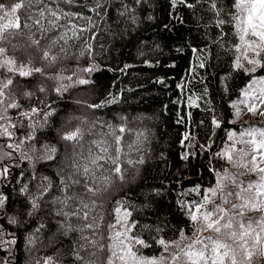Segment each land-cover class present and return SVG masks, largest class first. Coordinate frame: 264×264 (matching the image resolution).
<instances>
[{
    "label": "trees",
    "instance_id": "16d2710c",
    "mask_svg": "<svg viewBox=\"0 0 264 264\" xmlns=\"http://www.w3.org/2000/svg\"><path fill=\"white\" fill-rule=\"evenodd\" d=\"M3 2L11 5L13 0ZM96 2L52 0L50 4L51 7L58 5L66 12L91 17V24L83 19L75 21L89 28L80 38H74L67 27L49 32L47 38L36 29L32 30L35 32L33 38L39 39L43 48H47L58 34L67 32L65 40H60L51 49L58 55L57 61L44 67V72L49 77L72 76V81L46 79L40 74L28 78L13 77L14 88L16 84L22 85L16 89V100L24 109L43 100L54 111L46 122L36 118L33 143L37 149L42 145L55 147V158L37 163L35 171L37 176H47L52 181L50 196H63L64 193L59 191V173L62 169L67 173L73 145L61 139L62 134L78 126L83 128V143L87 148L91 141L109 132L107 125L117 129L124 126L126 132L122 134L120 145L124 178L121 180L112 174L107 191H101L97 199L98 204L103 203V224L115 222L117 216L121 218L115 208L127 209L131 215L125 217V222H135L128 235L139 236L151 245L141 248L139 254L147 258L167 255L157 241L178 240L179 230H184L185 235L194 233L187 204L197 201L205 188L215 185L210 169L219 168L223 163L214 158V153L231 143L227 131L239 136L249 127L264 129V119H242L240 115L237 118L233 107L234 104L238 107L252 78L264 76V70L258 68L250 76L235 66L242 53V42L232 20V14L237 12L233 0H217L219 16L213 15L206 0H188L195 5L193 8L186 7L180 0L175 5L173 0H142L140 4H134L133 0H100L107 7L106 12L99 15L90 10ZM121 4H129L134 11L120 15ZM222 18L230 22L217 26V21ZM32 32L25 29L24 36L14 39L13 43L21 47L15 50L9 47L7 56L14 57L18 64L31 59L32 67H42L45 62L40 58L41 53L34 48L26 51L24 47ZM85 41L92 45L90 55L87 52L80 54L86 47ZM61 45L64 52L59 51ZM237 45L241 52L236 51ZM93 65L95 70L91 73L82 71ZM5 75L9 74L0 69V76ZM77 78L87 79L90 83L74 84ZM61 82L71 86L57 94L54 89ZM41 84L47 89L46 93L37 90ZM23 91L36 94L26 99L20 95ZM94 104L104 106L89 107ZM19 111H7V116L17 127L10 129L14 133L12 139L0 136V152L12 151L7 145L23 138L29 131V121L21 120ZM213 116L220 120V128L211 124ZM181 118L182 122L178 123ZM186 133L192 137L189 149L181 145ZM117 134L120 135L118 131ZM195 145L211 147L202 151ZM76 151L80 149L77 147ZM186 151L192 153L187 160L181 158ZM15 157H19L18 152ZM140 159L143 163H136ZM129 160L133 163L129 164ZM2 163L10 167L11 174L6 180L0 177V194L8 197L4 209L0 210V234L3 240H14L15 243L0 245V264H37L48 256L54 257L59 264H75L71 253L78 234L61 235L57 221L62 217L55 215L58 206L42 204L40 211L26 215L30 209L26 194L21 193L20 188L28 184L29 189L35 191L36 181L29 183L33 167L23 158L5 159ZM108 167L106 165L97 172V183L102 189L103 177L109 175ZM230 171L240 175L235 168ZM256 177V174L240 176L245 183ZM72 191L79 193L83 189L77 186ZM258 215L260 213L248 214L249 217ZM13 216L18 223L8 222ZM41 224L44 227L37 232ZM30 236L35 240L31 245ZM135 248L139 246H134L133 250ZM174 250L168 249L169 253ZM106 256L105 252L100 259L104 260ZM165 264H171V261ZM259 264H264V260Z\"/></svg>",
    "mask_w": 264,
    "mask_h": 264
},
{
    "label": "snow or ice",
    "instance_id": "6c2138e0",
    "mask_svg": "<svg viewBox=\"0 0 264 264\" xmlns=\"http://www.w3.org/2000/svg\"><path fill=\"white\" fill-rule=\"evenodd\" d=\"M67 2L71 3L72 0H67ZM141 2L142 0H133L134 4ZM176 2L177 0H173V5ZM180 2L188 8L195 7L194 4L188 3V0H180ZM51 3L52 0H13V3L8 5L0 0V69L6 70L9 74L0 76V110H2L0 111V136L12 139L14 133L10 129L17 127L7 116L8 109L20 110L18 116L21 120L29 121L27 134L7 145V148L12 151L0 152V177L6 180L11 174L10 167L2 163L5 159L23 158L33 167L29 183L36 181L35 191H31L28 184H23L20 188L21 193L26 194L25 199L28 201L30 209L26 215L32 216L40 211L42 204L57 205L55 215L62 217V220L57 221L60 225L61 235L78 234L73 241L71 253L75 264H117V261L119 264H129V262L131 264H165L166 261H171V264H259V261L264 260V129L249 127L241 131L239 136L233 131H227V139L231 143L226 145L222 151L214 153V158L223 163L219 168L210 169L215 177V185L210 186L203 193L202 200L195 201L192 208L188 210L193 229L201 235L187 244L182 243L183 240L188 239L184 230H179L180 239L178 240L166 242L163 239H158L157 242L167 255L147 258L139 254L141 248L151 247V245L139 236L128 235L135 227V222L128 224L117 216L115 222L103 224L104 213L101 210L103 203L98 204L97 199L101 191H107V184L110 183L112 174L121 180L124 178L120 146L123 139L122 134L126 132L124 126H119L117 129L112 125H107L109 132L102 133L101 138L91 141L87 148L83 143L85 135L83 128L78 126L74 130L62 134L61 139L73 145V152L70 163L67 165V173L63 169L59 173V191L64 195L50 196L53 188L52 181L47 176H37L35 165L42 161L53 160L56 149L50 145H42L40 149H37L33 142L36 139V118H42L46 122L54 114V111L51 109V105L43 100H38L36 106L24 109L23 105L16 100V89L22 85L16 84L14 88L13 77L18 75L21 78H28L34 74H40L46 79L72 81V76L49 77L44 72V67H50L57 61L58 55L53 54L51 49L60 40H65L67 32L62 35L58 34L47 48H43L40 40L33 38L35 32L32 30L36 29L47 38L49 32L67 27L74 38H80L89 31V28L78 25L75 21L83 19L87 24H91V17H84L80 13L66 12L58 5L51 7ZM206 3L210 5V11L214 16L221 15L217 0H206ZM233 6L237 9V12L232 14L237 35L240 41L246 45L244 51L251 48L254 54L251 58L245 56L247 63L254 67L250 69L244 67L240 63V57H237L235 66L237 70L242 69L251 76L258 68L264 70V56L261 55L264 53V0H233ZM106 7L100 0H97L90 10L99 15L106 12ZM34 8L35 11H33ZM121 9L120 15L134 11V8L129 4H121ZM21 16H23V20ZM130 18L134 19V17ZM62 20L65 23L62 24ZM226 22L230 21L219 19L217 26H223ZM25 29L32 32V35L27 36L25 50L34 48L40 52V58L45 62L42 67H32L31 59L18 64L14 57L7 56L9 47L13 50L21 47V45L14 44L13 40L24 36ZM92 38L94 37L89 39ZM85 45L86 47L81 50L80 54L84 55L87 52L90 55L92 45L87 41H85ZM59 51L64 52L63 45L60 46ZM236 51L241 52L239 45L236 46ZM94 70V65L82 69L87 73ZM88 83L90 81L83 78H77L74 81V84L77 85ZM257 83L264 84V77L253 79L244 90V94L249 95L253 85ZM70 86L61 82L58 83L54 91L57 94H62ZM178 87L183 86L178 85ZM37 90L40 93L47 92L42 84L37 86ZM35 94L32 91L20 93L26 99H30ZM189 101L191 103V98ZM257 101L264 105V87H261L255 96H252L251 102L242 100L240 103L246 106L247 111L256 114ZM112 102L115 100L113 99ZM103 106V104L89 105L91 108ZM193 106L198 105L193 104ZM233 107L236 108L234 115L238 118L240 109L235 104ZM260 114L264 115V111H261ZM182 119L177 122H182ZM229 123H234V121H229ZM211 124L216 128L222 126L220 120L215 116H213ZM117 131L120 135L117 134ZM191 139L190 134L186 133L181 140L182 147L189 149ZM77 147L80 149L79 152L76 151ZM195 147H199L203 151L205 148H210L211 145H195ZM17 152L19 157H15ZM191 154L190 151H186L181 158L187 160ZM128 163L132 164L133 162L129 160ZM136 163H143V159ZM106 165L110 166L107 168L109 175L103 177L104 187L102 189L97 183L99 179L97 172L104 169ZM230 168H244L246 171L237 175L231 172ZM248 174H256L257 178L245 183L240 176ZM77 186L81 187L83 191L73 192L72 189ZM45 197L49 198L45 199ZM7 200L8 197L0 194V210L4 209ZM228 204H231L230 208L226 207ZM65 209L68 210L65 211ZM114 211L120 213L121 207L115 208ZM252 211L258 212L260 215L249 217L248 213ZM124 215L127 217L131 213L124 209ZM73 220L76 223H73ZM8 222L10 224L18 223L15 216L9 218ZM43 227L44 225L41 224L36 231L39 232ZM205 231L210 233L206 237L202 235ZM5 243L12 244L15 241H5L0 234V245ZM34 243L33 236H30L29 244ZM137 245L139 248L133 250ZM169 247H173L175 250L169 253ZM105 252L107 253L106 259L101 260L100 255ZM37 264H59V261L48 256L43 258L42 262L37 261Z\"/></svg>",
    "mask_w": 264,
    "mask_h": 264
},
{
    "label": "rangeland",
    "instance_id": "374dc122",
    "mask_svg": "<svg viewBox=\"0 0 264 264\" xmlns=\"http://www.w3.org/2000/svg\"><path fill=\"white\" fill-rule=\"evenodd\" d=\"M246 48V45L244 44V42H242V53H241V56H240V63L246 67V68H252L254 67L253 65H250L247 63V60L245 59V56H247L248 58H251L254 54L252 52V49L251 48H247L246 51H244ZM262 56H264V53H261ZM260 77H264V76H255L252 78V80L254 78H260ZM261 87H264V84H260V83H257L255 85H253V88L252 90L250 91L249 95H245L243 94L242 98L240 101L242 100H248L249 102H251V98L252 96H255ZM238 108L240 109V117L242 119H249V118H258V119H264V115H261L260 112L261 111H264V105H261L259 103V101H257V112L256 114H253L249 111H247V108L244 104H241L240 102L238 103ZM240 119V118H239ZM239 147V145H237ZM235 171L239 172V173H243L245 172L246 170L244 168H235ZM253 174H248L247 176H251ZM257 178V177H256ZM256 178H254L253 180H255ZM209 187L205 188L203 193L208 189ZM195 192L196 193H199V191L197 189H195ZM203 193L201 192L199 195H198V199H196L197 201H201L202 200V195ZM187 206L190 208H192L193 206V203H189L187 204ZM226 207H231V204H228L226 205ZM252 213H258V212H255V211H252V212H249L248 214H252ZM121 214V219L123 221H125V216H124V211H121L120 212ZM210 233L205 231L202 233L203 236H208ZM201 235L200 233H196L195 230H194V233L193 234H187L185 235L188 239H185L182 241L183 244H187L189 243L192 239H195L197 236ZM169 249H173V247H169ZM166 263V262H165ZM117 264H119V262H117ZM129 264H131V262H129Z\"/></svg>",
    "mask_w": 264,
    "mask_h": 264
}]
</instances>
